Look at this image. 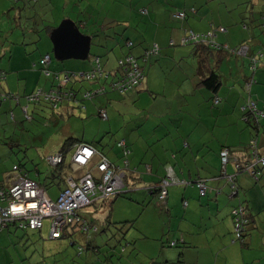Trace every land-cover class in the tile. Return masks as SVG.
Masks as SVG:
<instances>
[{
	"label": "crops",
	"instance_id": "crops-1",
	"mask_svg": "<svg viewBox=\"0 0 264 264\" xmlns=\"http://www.w3.org/2000/svg\"><path fill=\"white\" fill-rule=\"evenodd\" d=\"M42 1L39 0V3ZM82 1L84 0L80 2ZM97 1L100 2V0ZM138 1L137 5H134L132 0H111L109 4L111 8L115 10L116 5L120 6L113 18L94 17L97 4L94 5L95 8L90 7L83 11L86 18L83 19L81 26L83 25L86 32L82 29L81 31L92 39L103 33V37L107 39L103 43L106 50L100 56L98 55L102 57L109 51L108 56L113 55L110 59L106 56L107 63L106 59L102 60L106 69H112L116 58L127 52L139 56L153 43H157L160 47L159 53L151 57L145 65L141 86L136 91H131L129 94L127 92L122 96L121 102L127 107L134 102H137V106L134 110L121 113L122 122L119 121L118 128L120 136L117 139L112 138V141L107 144H101V142L97 145L93 142L92 144L110 161L120 164L119 151L115 147V142L124 139L130 151L129 168L134 169L135 172L125 170V174L128 173L126 181L124 179V188L129 187L130 191L142 189L148 197H155L151 189L166 177V167H171L179 179L194 182L199 176L206 181L207 193L204 198L197 196L198 189L195 185H187L184 188L167 187L168 197L161 206L166 215L175 222L173 227H169L170 233L173 231L174 235L170 236L175 238L182 236L188 244L181 250L159 248L158 253L151 257L152 260H158L156 264H183L177 258L179 252H184L183 259L190 253L195 254V257L187 260L189 264H250L253 261L264 264V171L254 178L246 172H235L234 164L231 161L228 162L225 167L226 174L234 175V183L238 191V194L229 198L230 183L220 176L219 157L222 149L229 148L231 157L236 159L243 157L245 160L247 146L252 139L256 141L260 153L264 154V113L263 120L255 131L247 128L240 120V109L243 108L245 101L243 86L250 77L256 81L250 88L251 95L257 107L264 111V33H260L258 27L264 18V0H202L201 2L191 1L190 4H186L185 0L180 2L179 0ZM170 5H173V8L169 7ZM76 6L80 8L79 3ZM191 7H195L196 12L190 13L187 19L175 20L172 17L176 10ZM75 10L73 9L72 12ZM91 10L92 14L89 13ZM79 11L73 13L81 14ZM80 17L77 16L75 20L70 16H63L74 22L81 19ZM242 23L248 24V30H243ZM214 26L226 28L225 33L217 34L215 39L218 43L231 48L246 43L250 55L262 54L261 62L253 75L249 70L248 57L235 56L217 50H211L206 55L203 52L200 53L203 54L201 57H204V62L203 68L199 69L200 54L192 49V43L182 44L181 39L188 31L202 34L211 31ZM123 38L131 40L133 47L124 49ZM170 43H173V46H170ZM33 69L35 70L34 64ZM211 70L218 73L221 81L220 87L215 92L205 88L201 82ZM32 76L35 77L36 74L33 73ZM39 82L40 78H37L34 85H39ZM22 84L21 95L35 90L30 88L27 78H24ZM13 86L17 90L11 89V91L18 92V75L13 80L6 76L0 82V92L9 91V88ZM38 87L40 91L41 88ZM214 97H218L221 102L215 104L216 107L213 106ZM22 99L25 98H20L19 104ZM105 99L107 104L112 103L109 95H106ZM104 100H99L95 106H104L108 116L106 122L103 121L102 133L111 132L113 135L111 121L114 116L111 117L108 113V106ZM141 101H147V105L143 109H138ZM3 105L4 110L1 113L6 118L3 120H6L7 124L11 125L12 122L16 125L18 121L14 115L12 101L0 100V107L2 108ZM69 108L72 107H64L61 111L70 114L68 112H72L73 109ZM39 113L42 114V112ZM10 114L11 116L13 114L12 118ZM149 122L151 127L147 128L146 125ZM81 140L82 143L88 142ZM109 154L114 156L109 157ZM24 171L29 177L28 172L25 169ZM11 177L12 174L8 175L7 181ZM45 179V181L40 179L37 183L45 189L50 198L49 194L52 192L56 199L57 190L54 188L49 190V187L57 185V182L49 174ZM135 183L143 186L130 187ZM58 187L61 190V187ZM183 198L188 202L185 208L180 204ZM128 200L144 212L150 210L147 217L151 218L153 228L157 226L159 209L152 208L151 204L143 207L134 200ZM238 203L247 207L254 222L247 236L250 246L241 251L242 255L237 252V247L225 246L230 237L220 234L231 229L230 208ZM106 209L107 207L100 210ZM158 228L161 230L162 227L159 225ZM144 229L151 230L150 227L145 226ZM141 231L144 232L143 227ZM209 232L219 237L221 242L217 247L213 246L215 238L199 240L202 234ZM163 239L165 240L164 236ZM4 243L5 239L0 246ZM9 259L0 257V264H10Z\"/></svg>",
	"mask_w": 264,
	"mask_h": 264
},
{
	"label": "rangeland",
	"instance_id": "rangeland-1",
	"mask_svg": "<svg viewBox=\"0 0 264 264\" xmlns=\"http://www.w3.org/2000/svg\"><path fill=\"white\" fill-rule=\"evenodd\" d=\"M96 1L97 0H84L82 2H78V0H43L42 3H39L38 0L37 3L30 4L31 6L35 7V11H30V14L35 13L36 15L41 16L45 12L44 18L50 23L49 25L56 27L62 20H64V15L70 16L74 19L77 18V16H81L80 18L83 20L86 18L84 17L86 14L83 13V11H86V9L90 7L95 8L94 5L96 4L98 7L95 8V14H93V16L99 19L104 18L105 16L107 18H113L116 16V12H118L120 9L119 5L115 6V10L113 7L111 8V6H109L111 0H100V2L97 1V3H95ZM180 1L181 0H179V2ZM191 1L201 2L202 0H185L186 4H190ZM138 2V0H132V4L134 5H137ZM78 3L80 4V8H77L76 6ZM31 6H29V8H31ZM13 7H15L13 0H0V71L4 72V75H2L0 78H2L3 81L6 76H9V78L13 80L14 77L18 75L19 93L11 91V89H16V87L13 86L12 88H9V91L0 92V100L8 102L12 101V108L14 109L16 121H21L22 116L24 115L21 113L19 106L15 105V103L17 100V94L22 96V83L24 82V78L28 79L30 88L39 90L38 86H40V95H42V92H45V89L46 91L49 90L50 86L52 85V80L50 81L51 77H45L44 73H46V71L44 73L41 71L42 67L45 66V63L43 62L44 56H49L50 71L58 72L56 84H58V82L62 79L61 74L64 72L69 73V71H75L80 73L89 71L88 68H90V65L88 60H59L55 58L50 37L42 30L39 31V33H35V30L30 29L31 20L26 22L24 18L25 15L21 18V26L18 28L19 23H16L15 19H13L15 12ZM169 7L173 8V5H170ZM73 9H76L73 12L80 10L79 12H81V14L73 13ZM107 12H109V14H107ZM89 13L92 14V10ZM175 14L176 13H174L172 17L176 20L174 17ZM90 25L91 24H89V26ZM40 27L41 25L37 26V28ZM82 30L86 32V29ZM103 36V33H100L98 37H94L92 39L90 56H100L102 52L106 50L104 49L103 43L107 41V39ZM22 42L23 44H21ZM126 42L127 40L123 38L122 44L124 49H127V46L125 45ZM170 46H173V43H170ZM144 52L145 50L142 52V55ZM108 54L109 52H107L105 55H102V57H100L101 61L106 59L107 62V57H109V59L113 58V55L108 56ZM126 54L132 53L127 52ZM132 55L137 57L139 63L142 64V55L139 57L135 56L134 54ZM33 64L35 65V70L33 69ZM33 73L36 74L35 77L32 76ZM37 78H40L39 85H34ZM81 83L86 84L88 81L82 80ZM139 87L135 86L134 88H129L127 90L128 94L131 91H136ZM31 92L34 91L32 90ZM31 92L27 94H31ZM117 93L119 92H107L106 94L95 97L93 100L86 99V97L82 95L80 96L81 93H78V97L80 96V98L83 97L82 99H86L84 101L85 109L78 110L75 108H69L73 109L72 112H68L70 114H67L66 111L62 112L60 116L58 115L59 117H55L54 121L48 118H41L44 117L43 115H41V117H39L40 115H36L38 106L29 105L25 99H22L20 105H29L28 111L31 115H33L34 118L32 122L25 120L23 123L16 125L13 123H11V125L7 124L8 122L3 120L6 119L5 115L1 113V111L4 110V105L6 104L4 103L3 107H0V113L3 115L1 116L0 114V180H2L4 174H6V172L11 169L13 163L21 162V164L24 166V169L28 172L30 179L35 182L40 179H44L45 181V177L47 174H49L52 167L50 163L47 162L46 157L48 155L57 154L61 148L63 140L68 137H72L77 140L84 139L85 141L93 142L96 145L100 142L101 144L110 143L112 138L117 139L120 136L118 128L119 121L122 122L121 113L125 112L126 110H134V107L137 106V102H134L132 105L127 107V105L121 102L122 94ZM106 95L110 96L112 103L107 104L105 99ZM42 97L40 98L42 99ZM21 98H23V96ZM99 100L105 101L104 103L108 106V113L111 115V117L114 116V119L111 121V126L114 130L113 135H111V132L106 134L102 133V125L104 122L100 120L97 113L100 108L103 109L104 106H95V104H98ZM2 104L3 103L1 102V105ZM139 104L140 105L138 109H143L145 108V105H147V101H141ZM213 106L216 107L214 104ZM34 110L36 111L34 112ZM45 112L46 111L44 110L42 114H45ZM207 115L209 120V113ZM258 118L260 125L263 120V115L260 117L258 116ZM243 123L245 124V122ZM146 127L150 128L151 123L149 122ZM3 130L5 131L3 132ZM3 133H5L4 142L2 140L4 138ZM8 137L12 142H7ZM15 141L18 143L17 145L14 144ZM70 155V153L66 155L67 164L70 162ZM112 156L114 155L109 154V157ZM12 175H14V172H12ZM222 178H224L226 182L228 181L226 177ZM177 183L178 182H174V184L169 185L168 188L171 186L181 188L185 187L184 184ZM133 185L134 187L143 186L142 184L135 183L130 185V187ZM65 186H67L66 183ZM52 188L57 190L59 193L60 189L58 185H52L49 187V190ZM122 191L123 193H121V196L118 197L113 204L112 221L119 222L125 220H134L135 224L125 233L123 238L126 240H134L135 243L133 246H129V244H126L125 240H122L119 237H112V233H102L103 231L99 232L100 227L104 226L102 222L90 223V219L87 215H90L99 202L96 201L95 205L91 204L80 208V212L91 226L97 227V231L83 233L80 230H77L75 239L77 240L78 245L76 244L75 246H71L69 245V241L66 239H50L48 236L50 219L47 218L43 220V226L40 230H27L25 228L19 229L10 225L8 228H4L2 231H0V245L3 239H5V243L0 246V257L5 259H9V257L13 258V260L11 258L9 259L11 262L10 264H99V260L102 259L104 254H106L105 252L109 250V247H115L114 250L110 251L111 253L116 254L113 256L114 258H119L120 260L119 256H121L122 264H156V261L158 260L151 259V257L158 253L161 246V243L156 239L160 237L164 231H168L169 227H173L175 222L168 215H166L165 210L161 206L162 201L164 203V199H160L156 195L155 197H148L146 192H144L142 189L130 191L129 187L125 186V188L123 187ZM49 195L55 200L52 192H50ZM128 199L136 201L143 207H147L149 204H151L152 208L156 207L159 209V211L156 210L159 213V223L156 221V224L158 227L159 225L162 227L161 230H159L157 226L154 228L152 227V220L150 217H147L150 210H146L144 212L140 210L141 208H137L131 204L129 202L130 200ZM4 204V202L0 201V205ZM180 204L182 207H186V203H182L181 201ZM177 223L178 222H176V224ZM144 226L150 227L151 230L144 229ZM142 227L144 231L143 233L141 231ZM220 234H224V232ZM171 235L174 236L172 233ZM90 238L95 239L96 243H98V252H93L91 249H88L85 251L83 250L81 254H78L77 247L79 245H84L86 240ZM117 238H119V240H117ZM211 238H215L213 246L215 245L217 247L221 241H219V237L213 235L212 232L202 234L199 240H210ZM122 248H124L123 252L121 251ZM154 261L155 263H153Z\"/></svg>",
	"mask_w": 264,
	"mask_h": 264
},
{
	"label": "built area",
	"instance_id": "built-area-1",
	"mask_svg": "<svg viewBox=\"0 0 264 264\" xmlns=\"http://www.w3.org/2000/svg\"><path fill=\"white\" fill-rule=\"evenodd\" d=\"M176 19L182 20L184 13L178 12L174 15ZM223 32V28L214 29L204 34H196L192 31H188L184 38L181 39L182 44L189 43H204L212 47L215 50H226L230 54L235 56H242L249 58V70L254 74L258 65L261 62L262 54L257 55L249 54V47L246 43H241L236 47H229L225 44L221 45L215 42V31ZM130 45V43H128ZM159 46L153 44L149 47L141 56L142 64L139 63L132 54H126L119 60V65L124 67L126 77L116 81L115 85L120 93H124L129 88L136 85L139 87L141 81L144 78L143 68L147 64L151 56H155L159 53ZM50 61L49 56L43 57V62L48 64ZM94 65L89 71L80 73H64L62 79L57 84V89L49 88V91L42 92L43 97L59 100L68 96V84L73 78L79 77L80 79H98L106 77V73L100 68L98 58L94 59ZM49 72L47 73V75ZM57 76H55V79ZM245 90L249 93L252 84L255 83L253 77L249 78V81L245 82ZM102 88H97L92 92H86V97H93L94 95L102 92ZM40 91H36L35 95L27 96L28 101L34 102L40 96ZM16 103L18 97L16 96ZM74 98H69L72 100ZM220 99L215 97L213 99L214 104H218ZM77 103V101L75 102ZM245 108L255 118L263 115V112L256 107L254 101L249 97L247 98ZM23 112H26V107H23ZM13 116H11L12 118ZM101 119H106V113L100 112ZM251 147L255 145V141L252 140ZM117 147L121 149L120 164H113L105 155L98 152L94 147L89 144L79 143L73 149L70 155V175L65 179L67 186L63 187L56 199H52L48 196L45 189L37 182L31 180L24 170L14 166V175L9 179L5 188L0 190V201L4 202V205H0V231L4 228H8L10 225L19 229L27 230H40L43 226V220L49 218V238H60L61 233L68 226L76 225V228L83 233L96 232V226H90L87 220L81 215L80 208L94 204L96 201L106 199L111 196H115L122 192L124 187L125 170L129 168V160L127 154L129 151L126 148L124 139H120L116 143ZM250 153V151H249ZM251 154V153H250ZM255 155V152L252 151ZM251 154V156H252ZM221 161V177H226L231 185V189L234 190L233 181L234 175L226 174V164L232 162L235 168V172H241L244 170L250 174L256 172L259 168L264 170V154H260L256 161H245L240 164L236 158L231 157L230 151L226 148L222 149L219 153ZM253 157V156H252ZM63 154L58 152L55 155H48L46 160L52 167L63 162ZM256 170V171H254ZM174 182L184 184V181H175L171 169H167L166 177L162 179L158 198L164 199L167 195V187ZM197 186L199 188L200 195L205 192L204 180H197ZM153 191V189H151ZM234 195V194H233ZM245 211L244 207L236 208L234 213L242 214Z\"/></svg>",
	"mask_w": 264,
	"mask_h": 264
},
{
	"label": "trees",
	"instance_id": "trees-1",
	"mask_svg": "<svg viewBox=\"0 0 264 264\" xmlns=\"http://www.w3.org/2000/svg\"><path fill=\"white\" fill-rule=\"evenodd\" d=\"M78 1L80 2L81 0H78ZM13 3L15 4V7H13V9H15L14 18L13 19H15V22L16 23H19L18 24V28H20V26H21L20 25L21 18L24 17V15H25L24 18H25L26 22L31 20V28L30 29L35 30V33H39V31L42 30L43 32H45L49 36V34L52 31V29L54 28V26L49 25L50 23L44 18L45 12L41 16L36 15L35 13H33V14L31 13L30 14V11H32V12L35 11V7L31 6L30 4L37 3V0H13ZM29 6H31V8H29ZM25 9H27V10H25ZM181 11L184 13V18L182 20H185V19H187V16L190 13L191 14H195L196 8L195 7H191V8H188V9H183L182 8L180 10H176V12H174V13H178V12H181ZM83 21L84 20L79 19L78 21L75 22V24L79 27V29H83V25L81 26V24L83 23ZM242 24H243L242 25L243 30H248V24L247 23H242ZM40 25H41V27L40 28H37V26H40ZM35 27H36V29H35ZM258 27L260 29V33H262V32L264 33V18L258 24ZM219 28H223L224 31L223 32H221V31L219 32V30L216 31L215 38L217 37V34L218 33L222 34V33H225L226 32V28L223 27V26H214V27H212V30L219 29ZM202 34H204V33H202ZM125 40H127V39H125ZM215 42L218 43L216 41V39H215ZM128 43H130V45H128ZM21 44H23V42ZM153 44L158 45L157 43H153ZM218 44H220V43H218ZM125 45L127 46V48L133 47V43H132L131 40H127V42H126ZM221 45L222 44H220V46ZM192 47H193V49L198 54H200L201 52H203V54L205 53V55L207 53H210L211 50L212 51L215 50L212 47H210L208 45H205L204 43H198V42L197 43H193V46ZM147 49H145V50H147ZM159 51H160V49H159ZM217 51H224V52L229 53L228 51L223 50V49L222 50H217ZM203 54H200V57ZM141 55H139V56H141ZM95 58H98L101 70L107 74L106 77H101V78H98V79L94 78V79H89V80H87V79H80L79 77L73 78V80H71L69 82L68 87L66 88L68 90V92H69L68 93V96H66L64 98V100L62 99L61 101H59L57 99L56 100L48 99V98L42 97L41 95L39 96V98L37 99V101H34V102L28 101L27 96L35 95L36 94V91H39V90H34V92H31V94H23L22 95L23 98H25V100L27 101V103L29 105L38 106L37 111L34 110V112L36 111V115H38V116L40 115L39 117H41V115H43L44 117H41V118H43V119L48 118V119L54 121L56 116L59 117L61 115V113H62L61 109H63L64 107H70L71 106L73 109L75 108V109H78V110H84L85 109V103H84V101L86 99L93 100L95 97H97L99 95L106 94L107 92H115V91L119 92L118 89H117V87L115 85H113V84L116 81L121 80V79H123V78L126 77V72H125L124 67H121L119 65V63H118L119 60L122 58V56L119 57V58H116V60L114 61L115 64H114V66H113L112 69H106L104 67V64L105 63L104 62L103 63L100 62L101 59H100V57L98 55L90 56V54H89V57L87 58V60L90 63V68H88V70L92 69V67L94 65V62H95L94 61ZM135 58L137 59V57H135ZM203 62H204V57L203 58L201 57L200 58V61H199V69H202L203 68L202 67ZM49 64H50V61H49L48 65L45 64V66L42 67L41 71H42V73H44L46 71V73H44L45 74V77H48V76L51 77L50 78V81L52 80V83H51L52 85L50 86V88L57 89V84H56L55 76L58 75V72H56V71H53V72L50 71L51 69H50ZM48 72H49V74L47 75ZM64 73L69 74V73H77V72H75V71H69V73L68 72H64ZM63 74H61L62 77H63ZM2 75H4V72L3 71H0V77ZM82 80L88 81V83L83 84V83H81ZM1 81H2V78H0V82ZM201 82H202V85L205 88H207L210 91H214V92L221 85L220 77H219L218 73L215 72L214 70H211L209 72L208 76L202 78ZM77 84H80V85H77ZM245 84L246 83H244L243 89H244V92H245V95L246 96H245V101H244L243 108L240 109L241 110L240 111V113H241L240 120H242L243 122H245L246 127H248L251 130L255 131L259 127V118L258 117L255 118L245 108L246 101H247V98L248 97L252 101H254V99H253V97L251 95V92L250 91H249V93L246 92V90H245ZM135 86L136 85H134L133 88ZM83 87L85 88V91H84V88ZM99 87L103 89L102 92L94 95L93 97H86L85 96V93L86 92H92L91 90H95V89H97ZM93 88H95V89H93ZM49 90H47V91H49ZM45 91H46V89H45ZM127 92L128 91H125L124 93H121L122 96H124ZM78 93H81L80 96L82 95V96L86 97V99L84 100V99H82L83 97H81V98H80V96L78 97ZM119 93H117V94H119ZM22 96H20V95L17 94L18 99H20ZM40 97H42V99ZM69 98H74V99L69 100ZM76 101H77V103H75ZM255 104H256V107H257V103L256 102H255ZM16 105L19 106V109L21 110V113H23V115H24L22 117V120L21 121H18L16 124L23 123L25 120H27L28 122H32V120H33L34 117H33V115H31L29 113V111L27 109L28 108V105L27 104H26V106L20 105L19 104V100L16 103ZM23 107H26V112L25 113L23 112ZM44 110L46 111L45 114L38 113V112H43ZM259 110H261L264 113V111L262 109H259ZM101 111H104L106 113L105 108L104 107H103V109L100 108V110L98 111L97 114H98V116H99V118H100L101 121H106L108 119L107 113H106V119L103 120L100 117V112ZM34 112H33V114H34ZM12 116H13V114H12ZM2 140L4 142L5 137ZM252 140H254V139H252ZM252 140L249 141L248 146H247L248 147V152L246 153V159L244 160L243 157L237 159V161L239 163H242V161H243V163L245 161H249V162L250 161L251 162L254 161L255 162L256 159H257V157H259V155L261 154L260 151L257 148L256 141L255 140H254L255 141V145L253 147H251V142H253ZM117 141L115 142V147L119 151L118 158L120 160L121 149H119L117 147V145H116ZM7 142H12V141L9 140V137L7 139ZM82 142H83L82 140H77V139H74L72 137H68V138H66V139L63 140V143H62L61 148L59 150V152L63 154V157H64L63 162L61 164L56 165L55 167H52L50 169V172H49V175L51 176V178L52 179H55L56 182H57V185L60 186L61 188H63L65 186V179H66V177L68 175H70V168H69V166L67 165V162H66V155L68 153L71 154L72 151H73V149L75 148V146L77 144H79V143H82ZM85 143L90 144V145H93L92 142H85ZM125 143H126V141H125ZM14 144L17 145L18 144L17 141H15ZM126 148L129 151L127 144H126ZM226 149L229 150V148H226ZM97 151L100 152L101 154L105 155L101 150L98 149ZM249 151H250L251 154H252V151H254L255 152V155L252 154V156H253L252 157L251 154L249 153ZM129 153H130V151H129ZM129 153L127 154L128 157H129ZM112 163L113 164H117V163H114V162H112ZM14 166H17L19 169L24 170V166L21 164V162L13 163L12 166H11V169L9 171H7L6 174H4L3 179L0 180V190L3 189V188H5V186L8 184V181L9 180L7 181V178H8V175L10 176V174H12ZM169 168L172 171L173 178H174L175 181H179V182L180 181H184V186H187V185H195L197 187V189H198V197L199 198H204L206 196L207 186H206V181L204 179H201L199 176L194 180V182L187 181V180H183V179H179L174 174V172H173V170H172L171 167H166V173H167V169H169ZM128 170L131 171V172L132 171L134 172V169L128 168ZM254 171H256V170H254ZM263 171H264L263 169H260L259 168L256 172L252 173L251 175L254 178H257V175L260 174ZM241 172L244 173L246 171L241 170ZM127 173L125 174V177H124L125 181H126ZM246 173H248V172H246ZM248 174H250V173H248ZM198 179L204 180V182H205V186L206 187H205V192H204L203 195H200L199 188L197 186V180ZM234 182L235 181H233L234 190L231 189V185H229L230 186V194H231V195L229 194V198L233 194L234 195L238 194V191H237V188H236L237 186L235 185ZM124 184H125V182H124ZM159 184H157L156 186H153V188H152L154 190L152 192L153 195L158 196L159 191H160ZM121 193H123V191ZM121 193H118L115 196H111V197H108V198L103 199V200H99V202L97 203V205L95 206V208L93 209V211L90 213V215H87V216L90 219L89 220L90 223H93V222H98V223L102 222L103 223L104 226L100 227L99 232H102L103 231L102 233H104V232L105 233L106 232L112 233L113 234V235L111 234L112 237L113 236L119 237L120 239L125 240L126 241V244H129V246H133V244L135 243L134 240H126V239H123V238H124L125 233L134 225V220H125V221H119V222L118 221L117 222L112 221V204H113V202L118 197L121 196ZM167 197L168 196L166 195V197L164 198V201L167 199ZM182 203H186V206H187V203L188 202H187V200L185 198H183L182 199ZM162 204H163V201H162ZM94 205H95V203H94ZM241 206L244 207L245 211H243L242 214H240V213H234V211H236V208L241 207ZM106 207H107L106 210H100V209H104ZM96 208H98V209H96ZM229 217H230V221H231V229H227L228 232H225L224 235L227 236L228 238L229 237L230 238L228 239V242L225 244V246L231 245V246H235V248L237 247L238 248L237 249V252L240 255H242L241 254L242 253L241 251L242 250L244 251L245 249H248L249 246H250V245H248V242H247V236H248V233H249L250 229L253 227V223H254L253 220H252L253 217L250 214V212L247 209V207L245 205H243L242 203H238V204H236V205H234V206H232L230 208ZM77 230H78V228H76V225H74V226H68L61 233L60 238H57V239H59V240L60 239H66V240L69 241V245H71V246H75L76 244L78 245V242L75 239L76 238V235H77V232H76ZM171 232L173 233V231H171ZM169 235H171V233L168 230V231L164 232L160 237H158L156 239V240H158V242L161 243L160 248L181 250L184 247V245L188 244L182 238V236H179V237L175 238V237H172V236H169ZM163 236L165 237V240L163 239ZM110 237H108V238H110ZM119 238H117V240H119ZM97 244L98 243H96L95 239H93V238L87 239L84 245H79L77 247L78 254H81L83 252V250L85 251V250H88V249H91L93 252H98L99 247H98ZM224 248L227 249L226 247H224ZM114 249H115V247H109V250H107L105 252L106 254H104L102 256V259L99 260V264H122L121 263V256H119L120 257V260H119V258H114L113 257V256L116 255L114 253H111V251L114 250ZM121 251L123 252L124 251V248H122ZM234 251H236V250H234ZM183 255H184V252H179L177 254V258L180 259L179 262H181L183 264H189V263H187V260H190L193 257H195V254L194 253H190V254H188L186 256L185 259H183L182 258ZM250 264H258V263L256 261H253V262H250Z\"/></svg>",
	"mask_w": 264,
	"mask_h": 264
},
{
	"label": "water",
	"instance_id": "water-1",
	"mask_svg": "<svg viewBox=\"0 0 264 264\" xmlns=\"http://www.w3.org/2000/svg\"><path fill=\"white\" fill-rule=\"evenodd\" d=\"M55 58L87 60L92 38L84 34L71 19L62 20L49 34Z\"/></svg>",
	"mask_w": 264,
	"mask_h": 264
},
{
	"label": "clouds",
	"instance_id": "clouds-1",
	"mask_svg": "<svg viewBox=\"0 0 264 264\" xmlns=\"http://www.w3.org/2000/svg\"><path fill=\"white\" fill-rule=\"evenodd\" d=\"M85 144H87V143H85ZM89 145H90V144H89ZM91 146L94 147L93 145H91ZM94 148H95V147H94ZM95 149L98 150L97 148H95ZM68 164H69V163H68ZM68 164H67V165H68ZM68 166H69V165H68ZM51 168H52V167H51ZM123 181H124V180H123ZM153 191H154V190H153Z\"/></svg>",
	"mask_w": 264,
	"mask_h": 264
}]
</instances>
